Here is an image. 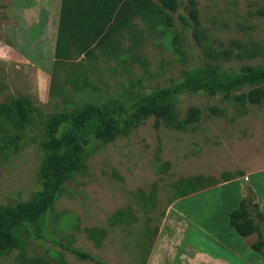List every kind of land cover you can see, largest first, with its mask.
<instances>
[{
    "label": "rangeland",
    "instance_id": "obj_1",
    "mask_svg": "<svg viewBox=\"0 0 264 264\" xmlns=\"http://www.w3.org/2000/svg\"><path fill=\"white\" fill-rule=\"evenodd\" d=\"M194 1L196 26L187 0H175L174 10L152 0L151 12L122 13L102 48L51 63L50 92L46 85L32 90L21 64L0 60V107L17 95L43 116L85 104L126 106L138 94L178 83L184 70L264 61V0ZM11 2L0 0V19ZM188 107L198 110V119L180 129L155 127L149 117L95 147L84 168L61 186L41 237H31L22 254L11 252L0 264H97L67 249L103 264H147L156 246H162L160 264L187 262L194 248L231 264H264L249 248L256 235L242 238L227 223L245 200L252 217L256 205L264 232V98L249 104L233 95L182 92L175 99L179 122ZM40 133L0 113V205L40 189ZM224 173L231 179L223 182ZM197 176L215 184L169 201L173 184Z\"/></svg>",
    "mask_w": 264,
    "mask_h": 264
},
{
    "label": "trees",
    "instance_id": "obj_2",
    "mask_svg": "<svg viewBox=\"0 0 264 264\" xmlns=\"http://www.w3.org/2000/svg\"><path fill=\"white\" fill-rule=\"evenodd\" d=\"M161 7L174 10L175 0H156ZM187 14L197 25L195 1L187 0ZM152 0H62L53 50V63L73 57L88 56L107 43L109 30L119 15L129 12H151ZM182 23L187 26L185 18ZM51 90V78L49 85ZM182 92H202L209 96L233 95L240 103L258 104L264 98V61L236 69L203 66L184 70L178 83L154 88L138 94L126 106L91 105L43 116L29 99L22 95L11 97L0 107V113L13 125L40 130L38 140L37 174L40 189L21 202L0 205V258L11 252L22 254L28 240L39 239L43 217L63 183L84 168L90 152L117 135L153 117L154 126L164 123L180 129L198 119V110L188 107L181 122L176 119L175 99ZM237 93V94H235ZM223 182L231 175H221ZM211 178L197 176L179 180L172 185L169 199L181 198L214 185ZM248 202L241 200L227 218L229 227L240 237L256 235L249 246L264 261V232L260 230L262 216L253 204L252 217ZM256 220V221H255ZM71 255L95 261L89 254L67 249Z\"/></svg>",
    "mask_w": 264,
    "mask_h": 264
},
{
    "label": "crops",
    "instance_id": "obj_3",
    "mask_svg": "<svg viewBox=\"0 0 264 264\" xmlns=\"http://www.w3.org/2000/svg\"><path fill=\"white\" fill-rule=\"evenodd\" d=\"M62 0H13L0 19V60L21 64L32 90L49 91L51 63ZM8 23H10L8 25ZM2 30V31H1ZM50 63V65L48 64ZM48 64V65H47ZM162 246L153 249L147 264H160ZM191 256V257H190ZM178 264H231L221 256L194 248ZM161 260V259H160Z\"/></svg>",
    "mask_w": 264,
    "mask_h": 264
}]
</instances>
